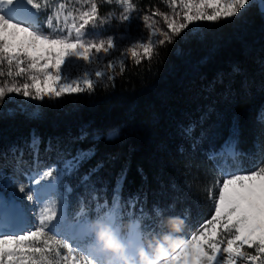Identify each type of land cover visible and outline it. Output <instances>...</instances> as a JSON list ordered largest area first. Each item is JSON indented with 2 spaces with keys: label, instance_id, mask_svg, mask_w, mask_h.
Instances as JSON below:
<instances>
[{
  "label": "snow or ice",
  "instance_id": "6c2138e0",
  "mask_svg": "<svg viewBox=\"0 0 264 264\" xmlns=\"http://www.w3.org/2000/svg\"><path fill=\"white\" fill-rule=\"evenodd\" d=\"M162 2L169 11L152 8L141 13L136 0H0V78H3L0 105L12 95L44 101L58 100L65 95L93 94L97 86L108 88L114 84L117 75L127 70L128 60L136 66L150 63L159 55L160 47L174 44L177 38L189 43L204 42L207 37L199 27L202 24L242 21L252 9L264 19V0ZM104 5L109 6V11L101 14ZM42 11L49 12L43 28L35 20ZM133 20L143 24L146 35L133 38L126 31L118 36L103 37L97 31L89 32V29L111 26L113 21L130 26ZM126 39L130 42L121 47L118 41ZM217 84H224L222 74L208 87L214 89ZM225 87L230 94V86ZM17 110L21 114L26 111L19 104ZM39 114L34 108L29 118H38ZM206 118L207 113L200 119ZM196 127L193 122L180 128V134L192 140L193 145L206 139L203 130L199 136L194 135ZM119 134V130H114L107 135L114 139ZM88 135L84 131L80 139ZM39 144L40 139L33 135L29 145L33 150V166L22 173L30 189L24 185L17 189L19 193H26L23 200L15 193L10 197L0 194V264H92L88 243L93 239V215L82 209L70 218L65 209L67 194L72 192L67 178L76 174L82 163L95 153L92 149L77 150L73 155L57 146L56 164L41 170ZM46 151H54L51 143ZM205 154L208 160L219 161L216 166L221 173V178L207 193L209 199L214 200V214L168 255L164 264H264V158L252 161V167L240 168L242 154L237 150V140L232 137L219 149L213 147ZM23 155L16 146L7 153H0V173L9 167L20 172ZM100 167L102 165L98 164L83 175L80 183L87 186L91 174ZM3 178L10 181L6 188L14 183L7 175ZM120 184L118 181L111 202L105 200L96 204L97 219L116 227L120 212L130 216L139 213L141 218L163 215L159 205L150 210L143 205L138 207V198L122 204ZM25 200L42 206L38 209L36 226L18 231L30 211ZM124 238L137 241L142 237L133 231Z\"/></svg>",
  "mask_w": 264,
  "mask_h": 264
},
{
  "label": "trees",
  "instance_id": "16d2710c",
  "mask_svg": "<svg viewBox=\"0 0 264 264\" xmlns=\"http://www.w3.org/2000/svg\"><path fill=\"white\" fill-rule=\"evenodd\" d=\"M155 2L136 0L140 8ZM48 14L42 11L36 17L42 21ZM203 34L207 38L202 43L169 44L160 47L150 63L127 65L108 88L97 86L93 94L50 101L38 118L20 112L1 118L0 153L16 146L24 153L21 165L32 167L33 135L40 139L41 167L56 164L57 146L73 155L92 149L95 154L67 178L72 188L68 216L82 209L92 214L95 203L111 202L121 181L122 204L138 198V207L159 205L163 215L141 218L139 213L120 212L112 228L125 239L130 222H138L147 254L174 253L214 214V200L207 193L221 173L219 161L208 160L205 153L232 137L242 154L240 168L264 158V19L253 12L242 21H222ZM221 74L224 84L209 89ZM225 86H230V94ZM193 122L195 136L206 133L199 145L180 134L181 126ZM114 130L119 136L109 139ZM84 131L89 135L80 139ZM49 143L54 151H46ZM98 164L102 167L82 185L80 178Z\"/></svg>",
  "mask_w": 264,
  "mask_h": 264
},
{
  "label": "rangeland",
  "instance_id": "374dc122",
  "mask_svg": "<svg viewBox=\"0 0 264 264\" xmlns=\"http://www.w3.org/2000/svg\"><path fill=\"white\" fill-rule=\"evenodd\" d=\"M112 7L115 8L117 12H119L120 9L116 8L115 5H113ZM138 8H140V6H138ZM152 8H160L162 11H169L168 7L162 2V0H156L154 5L146 6L145 8H140L141 13L144 10L150 11ZM108 11H109L108 5H104L101 8V14H105ZM253 12L256 13V10L252 9L249 13H253ZM35 20L40 27L42 28L44 27V22L46 18L40 21L36 17ZM221 22L216 24H202L199 27L201 28L202 32H209L214 30L216 26H218ZM160 26L164 27L162 23ZM44 30L47 31V29ZM93 31L99 32L100 35L103 37H107L108 35L118 36L119 34H123L126 31L130 33L131 37L133 38L141 34L146 35V31L144 30L143 24H141L140 21L138 20H133L130 26L126 24L125 25L117 24L115 21H113L111 26H105L103 29H97V30L89 29L90 33ZM118 42L121 44V47H123L126 46L130 41L126 39L124 41H118ZM181 42L184 41H182L180 38H177L176 42L171 45H178ZM130 64H132V62L131 60H128L126 62V65H130ZM2 79L3 78H0V80ZM75 95L77 94L65 95V96H75ZM52 100L45 99L44 101H31V100H25V98L20 96H15V95L9 96L5 99L3 105H0V119L4 117H12L16 113H19V111L17 110L18 104L26 110L25 114L29 115L34 110V108L40 112V110ZM11 113H15V114L13 115ZM47 167L49 166L41 167V170H45ZM20 168H21L20 172H15L14 170L13 172H8L7 176L11 177L12 181H14V183H11L10 187L7 188L5 187V185L10 183V181L5 180L3 178V176L6 174L4 173L0 175V194L6 197H10L13 193H15V196L18 199L23 200V197L26 195V193H19L17 189L20 185H24L26 189H30L29 181H27L24 178L22 173L30 171L32 167L23 164L20 165ZM23 202L27 207L30 208V211L28 213L27 222H24L23 227L18 231L31 230L34 226H36L38 222L37 221L38 209L39 207L42 206L38 202L33 204H29L26 200ZM96 204L97 203H95L94 206V213L91 214L93 215L91 219L93 239L88 243V248L91 251L90 259L92 260V264H164V262L168 258V255L147 254V251L144 250L145 248L142 246L141 240L138 245H135L133 240L122 239V237L115 232L116 230L112 229L111 223L103 219H97L94 215L96 211ZM135 224L136 223H134V225H131V227L129 228L130 230L129 233L133 231L137 232V230L135 229L136 228ZM69 242L72 243L71 241ZM104 247H106L107 249H105L103 253L98 254V252H96V250L100 251L102 248L104 249ZM126 251L134 252V253L137 252V254L133 258H121V256L119 255L121 253H125Z\"/></svg>",
  "mask_w": 264,
  "mask_h": 264
},
{
  "label": "bare ground",
  "instance_id": "6f19581e",
  "mask_svg": "<svg viewBox=\"0 0 264 264\" xmlns=\"http://www.w3.org/2000/svg\"><path fill=\"white\" fill-rule=\"evenodd\" d=\"M26 222H27V220H26ZM131 225H134V223H132ZM130 225V226H131ZM136 225V224H135ZM22 227H23V225H22ZM138 232V231H137ZM117 233V232H116ZM139 233V232H138ZM140 235V234H139ZM140 243V239L139 240H137V241H134V244L135 245H138ZM105 249H107L106 247H104V249L102 248L100 251L99 250H96V252H98V254H101V253H103V251L105 250ZM136 254H137V252L136 253H134V252H129V251H126L125 253H121L119 256H121V258H133V257H135L136 256Z\"/></svg>",
  "mask_w": 264,
  "mask_h": 264
}]
</instances>
